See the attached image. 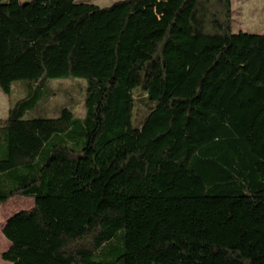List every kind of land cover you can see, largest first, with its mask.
I'll list each match as a JSON object with an SVG mask.
<instances>
[{
    "label": "trees",
    "instance_id": "obj_1",
    "mask_svg": "<svg viewBox=\"0 0 264 264\" xmlns=\"http://www.w3.org/2000/svg\"><path fill=\"white\" fill-rule=\"evenodd\" d=\"M232 22L231 0H7L0 90L86 83L82 118H0V204L33 199L0 259L264 264V33Z\"/></svg>",
    "mask_w": 264,
    "mask_h": 264
},
{
    "label": "rangeland",
    "instance_id": "obj_2",
    "mask_svg": "<svg viewBox=\"0 0 264 264\" xmlns=\"http://www.w3.org/2000/svg\"><path fill=\"white\" fill-rule=\"evenodd\" d=\"M90 2L99 6H108L116 0H79ZM7 0H0V8H4ZM232 2V30L234 33L243 31L251 34L264 33V0H231ZM85 81L78 83L71 80H57L48 83H30L28 80H18L12 85L10 94H4L0 90V118L7 115L10 106L18 99L28 98L35 100L36 105L27 111L25 118L35 116L45 118H57L61 109L66 107L73 115L82 118L83 86ZM137 103L133 112V123L141 122L150 107L148 100H138L139 93L135 92ZM33 207V199L15 196L5 204H0V251L8 245V241L1 233L5 221L14 213ZM7 241V242H6ZM0 261L5 262L0 259Z\"/></svg>",
    "mask_w": 264,
    "mask_h": 264
},
{
    "label": "crops",
    "instance_id": "obj_3",
    "mask_svg": "<svg viewBox=\"0 0 264 264\" xmlns=\"http://www.w3.org/2000/svg\"><path fill=\"white\" fill-rule=\"evenodd\" d=\"M20 1H25V0H20ZM7 242V241H6ZM8 245H6V247L4 249H2V251H4L5 249H7ZM0 264H12V263H9V262H2L0 261Z\"/></svg>",
    "mask_w": 264,
    "mask_h": 264
}]
</instances>
